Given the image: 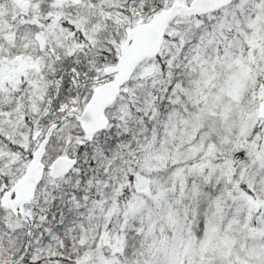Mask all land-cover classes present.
Returning a JSON list of instances; mask_svg holds the SVG:
<instances>
[{
	"label": "snow or ice",
	"instance_id": "1",
	"mask_svg": "<svg viewBox=\"0 0 264 264\" xmlns=\"http://www.w3.org/2000/svg\"><path fill=\"white\" fill-rule=\"evenodd\" d=\"M0 264H264V0H0Z\"/></svg>",
	"mask_w": 264,
	"mask_h": 264
}]
</instances>
